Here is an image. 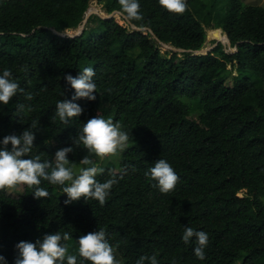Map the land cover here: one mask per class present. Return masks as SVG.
I'll return each mask as SVG.
<instances>
[{
    "label": "trees",
    "instance_id": "obj_1",
    "mask_svg": "<svg viewBox=\"0 0 264 264\" xmlns=\"http://www.w3.org/2000/svg\"><path fill=\"white\" fill-rule=\"evenodd\" d=\"M98 1L107 13L120 9L118 0ZM90 2L0 0V74L11 70L24 89L0 104V142L31 129L34 147L26 158L54 164L57 150L74 147L68 159L78 173L90 154L72 138L88 119L110 118L129 142L120 157L90 158L105 170L99 182L111 170L118 183L103 205L83 198L65 204L62 186L47 181L40 185L46 198L27 186L18 197L0 191V255L14 264L19 242L68 232V254L81 264L80 236L104 228L120 264L152 255L158 264H264V5L186 0L187 10L173 14L159 0H139L144 19L132 23L140 30L94 14L77 37L53 31L82 25ZM206 28L218 29L237 51L218 42L196 54L208 39L218 41ZM154 35L184 51L163 54ZM86 67L96 73V100L75 101L83 112L65 124L56 105L75 91L63 77ZM159 159L180 177L167 194L145 176ZM185 226L208 234L204 260L194 254V239L183 242Z\"/></svg>",
    "mask_w": 264,
    "mask_h": 264
},
{
    "label": "clouds",
    "instance_id": "obj_2",
    "mask_svg": "<svg viewBox=\"0 0 264 264\" xmlns=\"http://www.w3.org/2000/svg\"><path fill=\"white\" fill-rule=\"evenodd\" d=\"M120 9L113 15L122 16L132 28L137 25L133 21H143L144 17L140 12L139 0H118ZM159 4L168 12L183 14L187 10L186 0H159ZM143 27V25H141ZM173 48V47H172ZM181 52V51H179ZM95 71L92 67H86L76 77L67 74L63 77L67 85L75 91V95L69 99H63L56 105L55 115L60 121L67 124L71 118L79 117L83 109L75 103L80 99L95 101L96 84L93 81ZM24 93V89L13 78L12 72L5 69L0 74V104L7 105L17 93ZM26 99L33 97L30 93L25 94ZM25 105H18V110L23 111ZM30 110V109H29ZM55 117H53L54 119ZM35 127V124L32 125ZM35 133L31 129L25 130L21 136L9 135L0 142V191L13 190L19 186H27L34 189V197L37 199L49 196L48 191L40 187L42 181L52 185L62 186V191L67 195L65 204L94 199L101 205L106 202L111 189L118 183L113 171H109L110 178L99 182L96 177L104 173V169L97 166L90 158L94 154L100 159L114 156L123 151L129 142V135L122 130L119 122L114 123L112 119H105L96 115L83 124L80 133L72 138L73 145H83L90 155H86L79 164L82 166L78 173L74 171V165L69 161V153L74 152V147H64L56 151L54 164L50 161H41V157L26 158L34 147ZM11 149H8V145ZM146 177L156 183L161 193L167 194L175 190L180 177L169 162L159 159L154 166L145 172ZM119 179H123L121 175ZM67 185V186H65ZM71 234L56 232L47 234L35 243L21 241L16 245L17 255L14 264H78L76 255L68 254L66 243L71 239ZM195 240V256L205 259V248L208 246L209 236L204 231H197L190 226H185L182 240L188 244ZM78 254L83 261L90 264H120L116 258V249L109 243L104 228L95 232L81 235L78 240ZM158 264L156 255L141 256L136 264ZM81 262V264H82ZM0 264H6L5 257L0 255Z\"/></svg>",
    "mask_w": 264,
    "mask_h": 264
},
{
    "label": "rangeland",
    "instance_id": "obj_3",
    "mask_svg": "<svg viewBox=\"0 0 264 264\" xmlns=\"http://www.w3.org/2000/svg\"><path fill=\"white\" fill-rule=\"evenodd\" d=\"M243 1H245L246 3H248V4H257V5H264V0H243ZM90 11H92V15H94V14H97V15H99V14H101V15H103V16H105V15H107L108 13H107V11L105 10V8L102 6V4H100L99 3V1L98 0H91V2H90ZM113 18L119 23V24H121V25H123V26H128V27H131V26H129L128 25V23L125 21V19L124 18H122V16H118V17H116L115 15L113 16ZM120 18H121V20H120ZM123 19V20H122ZM86 26V25H85ZM91 26H93V25H91ZM132 28V27H131ZM134 28H132V30H133ZM134 30H137V29H134ZM206 30H207V34H208V37H214V38H216V39H221L222 41H223V43H224V45L226 46V50L228 51V52H231V51H233L232 50V46H231V43H230V41H228L227 39H225V35L224 34H220V32L219 33H217V32H215L214 30H216V29H212V28H206ZM76 28H72V29H68V30H66L65 32L67 33V34H70V35H72V34H76ZM216 31H218V29L216 30ZM213 32H215V34H213ZM144 34H146L147 33V31L146 30H144V32H143ZM150 39H152L153 41H155L156 39H155V37L154 36H151L150 37ZM156 45L158 46V48L161 50V52L163 53V54H166V55H169V56H171V54L173 53V52H176L177 50H175V49H173L170 45H168V44H164V43H160V42H158L157 40H156ZM215 46V44H213L209 39L206 41V44H205V46H204V48H212V47H214ZM203 48V49H204ZM232 67V65L231 64H229V66H228V68H231ZM234 75H236L237 74V72L234 70V73H233ZM229 84H231V82H229ZM117 157H120V153L118 152L117 154ZM105 159V158H104ZM8 191V194L10 195V196H12V197H18V196H20L23 192H24V186H19L18 188H16V189H13V190H7ZM120 259V258H119Z\"/></svg>",
    "mask_w": 264,
    "mask_h": 264
},
{
    "label": "water",
    "instance_id": "obj_4",
    "mask_svg": "<svg viewBox=\"0 0 264 264\" xmlns=\"http://www.w3.org/2000/svg\"><path fill=\"white\" fill-rule=\"evenodd\" d=\"M114 13V12H113ZM113 13H109L108 15H105V16H103V15H101V14H99V16L100 17H102V18H112L113 17ZM91 14H92V11H90V9L86 12V17H85V19H84V21H83V23H82V25H80L78 28H76V34H72V35H70V34H67L66 32H59V31H57V30H55V29H53V31L56 33V34H58V35H61V36H68V37H77V36H79V35H81L82 34V32H83V30H84V27H85V24L87 23V21H88V18L91 16ZM135 29H137V30H140L139 28H135ZM217 30V29H216ZM216 30H214V31H216ZM146 31H148L147 29H146ZM152 32V31H151ZM154 37H155V39H157L156 38V36L154 35ZM225 39H227L228 41H229V39H228V37L225 35ZM218 42H223L221 39H219L218 41H217V43L215 44V46L218 44ZM160 43H162V42H160ZM214 46V47H215ZM214 47H212V48H204V49H201V50H198V51H196L195 53L196 54H207L208 52H210L211 50H213V48ZM173 49H175V50H177V51H181V52H183L184 50L183 49H177V48H173ZM232 50H233V52H236L237 51V49L236 48H232ZM201 52H203V53H201Z\"/></svg>",
    "mask_w": 264,
    "mask_h": 264
},
{
    "label": "bare ground",
    "instance_id": "obj_5",
    "mask_svg": "<svg viewBox=\"0 0 264 264\" xmlns=\"http://www.w3.org/2000/svg\"><path fill=\"white\" fill-rule=\"evenodd\" d=\"M114 16V15H113ZM116 17H118L119 15H115ZM120 17V16H119ZM123 18V17H122ZM120 20H121V18H120ZM123 20V19H122ZM201 53H203V52H201Z\"/></svg>",
    "mask_w": 264,
    "mask_h": 264
},
{
    "label": "crops",
    "instance_id": "obj_6",
    "mask_svg": "<svg viewBox=\"0 0 264 264\" xmlns=\"http://www.w3.org/2000/svg\"><path fill=\"white\" fill-rule=\"evenodd\" d=\"M89 7H90V6H89ZM89 9H90V8H89ZM89 9H88V10H89ZM88 10H87V11H88ZM115 12H116V11H115ZM108 14H109V13H108ZM108 14H107V15H108ZM91 15H92V14H91ZM67 30H68V29H67ZM65 31H66V30H65ZM65 31H64V32H65ZM164 44H165V43H164Z\"/></svg>",
    "mask_w": 264,
    "mask_h": 264
}]
</instances>
